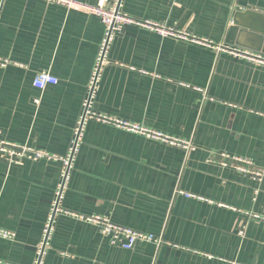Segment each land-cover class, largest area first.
Returning a JSON list of instances; mask_svg holds the SVG:
<instances>
[{"label":"crops","instance_id":"obj_1","mask_svg":"<svg viewBox=\"0 0 264 264\" xmlns=\"http://www.w3.org/2000/svg\"><path fill=\"white\" fill-rule=\"evenodd\" d=\"M123 4L212 44L136 24L115 35L40 264H264V176L229 161L264 168V64L221 48L264 56V0ZM104 32L77 8L0 0V147L46 154L9 164L0 150V264L38 258ZM42 70L58 83L37 88ZM92 216L156 240L114 245Z\"/></svg>","mask_w":264,"mask_h":264},{"label":"built area","instance_id":"obj_2","mask_svg":"<svg viewBox=\"0 0 264 264\" xmlns=\"http://www.w3.org/2000/svg\"><path fill=\"white\" fill-rule=\"evenodd\" d=\"M47 1L63 5L67 8H77L79 10H83L89 14L99 17L105 25V32H104L103 38L99 46L96 64H95L94 70L91 74L90 81L88 84V96L84 103V109H83L81 116L79 117L77 126L74 130V135L71 141L69 152L63 158L64 165H65V170L63 173V180L57 190L56 199L54 201L51 214L48 218V221L45 227L43 239L39 247L38 258L35 264L41 263L42 256H43L45 247L47 245L50 231L52 228L53 218H54L55 213L59 209L60 200L62 199L63 192L66 188V182L69 177V172L72 167L73 159L78 149V146L80 144L81 138L83 136L84 126L86 122L88 121V119H90L91 117L97 116L96 113L93 112L92 110V102H93L92 100H93L94 93L96 91L98 82L100 80L102 70L104 68V65L107 62L109 48H110V45L115 35L119 32H122L127 26L136 24L139 26H144V27H148L150 29L156 30L162 36H175V37L184 38L187 40H191L193 42H198V43H202L206 45L212 44V42H209L208 40L197 38L195 35H193L192 33L188 31L179 30L174 27H169V26H166L164 24H161L159 22H155L152 20H141V19L134 18L128 15L123 10L124 0H99L96 4H89V3H85L82 1H78V0H47ZM221 48L223 50L231 51L236 56L246 58V59L255 61L257 63L264 64V56L260 53H257V52H254L248 49H241V48H230V47H221ZM0 64H5V62H3L0 59ZM56 83H58V78L52 75L47 70H42L38 72L34 80V85L40 89H44L48 84H56ZM34 103L35 105H39L40 98H35ZM100 119H102V116ZM103 119L106 120V118H103ZM118 124L126 128H129L130 130L142 132L149 136L164 139L165 141H169L173 143L174 142L183 143L185 146L192 148V146L189 145V143L171 138L170 136H167L161 132L150 130L148 128H142L137 125L129 124L128 122H123V121L122 122L119 121ZM0 150H1L3 158L9 164L22 163L23 157H29V158L36 159V158L46 155L42 151L33 150L25 146L22 147V146L11 145L5 141L1 142ZM53 157H56V156H53ZM229 161L234 162L236 164L235 165L236 168L242 172L250 173L251 175L257 178H261L264 176V168L252 169L251 162H249L248 160L238 158V157H233V158H229ZM88 219L100 225L102 233L109 238L112 244L119 245L125 249H132L139 242H150V241L156 240L153 234L140 232L133 228L120 225V224H116L106 217L92 216V217H89ZM0 234L5 237L12 236V233L6 230H2V229H0Z\"/></svg>","mask_w":264,"mask_h":264},{"label":"water","instance_id":"obj_3","mask_svg":"<svg viewBox=\"0 0 264 264\" xmlns=\"http://www.w3.org/2000/svg\"><path fill=\"white\" fill-rule=\"evenodd\" d=\"M249 14H251V13H249ZM252 16H254V15L252 14Z\"/></svg>","mask_w":264,"mask_h":264}]
</instances>
